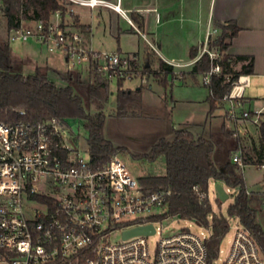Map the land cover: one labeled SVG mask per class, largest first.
<instances>
[{
    "label": "built area",
    "instance_id": "built-area-1",
    "mask_svg": "<svg viewBox=\"0 0 264 264\" xmlns=\"http://www.w3.org/2000/svg\"><path fill=\"white\" fill-rule=\"evenodd\" d=\"M60 1L65 6L64 15L56 10L48 23L32 20L33 25L23 20L20 28L10 32V41L33 38L49 51L60 50L70 69L94 59L99 70L116 80L138 76L141 70L134 57L123 56L117 50H95L91 37L77 27L88 12L106 7L127 18L160 54L157 44L128 15L133 11L141 13L142 9H125L123 0ZM209 42L207 39L191 62H166L189 66L205 53L212 60L218 59L220 52L210 49ZM220 71L216 63L203 73L204 83L209 85L211 76ZM249 85V75L239 76L224 101L229 104L233 121L251 119L260 125L264 106L241 109ZM72 121L52 117L40 122H8L0 113V264H264L257 241L237 217L234 238L222 262L219 258L208 262L206 240L212 223L208 236L189 229L161 234L152 253L148 237L158 232L157 223L171 217L161 218L170 190L147 189L118 154L103 164H95L89 147H80L81 132ZM232 160L245 167L241 153H235ZM194 188L199 189L198 185ZM226 190L232 192L229 187ZM199 198L203 201L210 196L199 192ZM258 201L264 208V190L259 192ZM148 224L154 225V233L125 237L126 230ZM114 236L119 239L113 240Z\"/></svg>",
    "mask_w": 264,
    "mask_h": 264
},
{
    "label": "trees",
    "instance_id": "trees-1",
    "mask_svg": "<svg viewBox=\"0 0 264 264\" xmlns=\"http://www.w3.org/2000/svg\"><path fill=\"white\" fill-rule=\"evenodd\" d=\"M56 10H61L64 15L65 6L60 0H0V113L8 122L20 119L40 122L52 117L83 120L88 131L91 160L95 164H103L113 155L129 153L126 147L115 145L105 134L107 114L104 109L112 94L111 75L99 70L94 59L90 63L88 79L83 80L77 70L70 69L69 83L66 85L56 84L48 78L46 71L39 68L32 75L14 71L10 32L20 28L23 20H43L48 23ZM3 17L5 29L2 33ZM135 21L139 28L143 26L139 18L135 17ZM77 27L90 37V25L79 24ZM220 28L221 33L209 42L210 49L220 52L219 58L212 60L210 55L205 53L195 62L191 71L192 75L203 74L216 63L221 66V71L211 76L208 85V123L214 112L224 105V96L239 76L254 71L253 56L233 55L228 52L233 38L241 28L234 21L220 25ZM197 55L198 51L192 50L191 57ZM159 61L156 75L164 73L167 78H177L172 65L162 59ZM234 61L248 62L239 70H235L232 67ZM144 70H150V65L145 64ZM124 82L125 78L117 79L115 115L118 117L134 115L133 108L141 106L143 101V86L126 88ZM21 111H25V114ZM221 129L220 132L212 127L207 136L197 135L188 128L177 130L173 138L162 137L149 152L132 154L134 159L150 162L161 157L165 160L166 170L163 174H147L140 177L141 183L149 190H170L165 213L161 218L168 215L178 216L194 220L207 228L212 223L211 234L206 240L209 263L219 258L221 243L230 230V217H237L251 232L264 254V208L259 206V192L248 190L244 168L231 158L234 151L242 149L241 141L234 137L235 132L224 123ZM259 132L261 148L257 162L264 164V119L259 125ZM230 138L233 146L230 145ZM222 148L227 158L221 162L216 161L215 152L221 151ZM243 160L245 163V159ZM211 179L223 182L226 187L235 191L227 215L214 212L209 198L203 201L199 198V192L209 193ZM196 185L198 190L194 188Z\"/></svg>",
    "mask_w": 264,
    "mask_h": 264
},
{
    "label": "rangeland",
    "instance_id": "rangeland-1",
    "mask_svg": "<svg viewBox=\"0 0 264 264\" xmlns=\"http://www.w3.org/2000/svg\"><path fill=\"white\" fill-rule=\"evenodd\" d=\"M149 1L150 0H123L122 7L134 10L146 5ZM1 14L3 16L2 12ZM128 15L139 28L138 23L135 21V17L139 18V15L136 12H128ZM145 16L147 18V27L145 29L140 27L139 29L141 32L145 33L152 42L157 44L154 37L148 33L151 28H154L155 13H145ZM80 24H90L92 28L90 37L95 50H118L123 56L135 58L137 65L141 69V73L135 77V81L132 82V85L134 86L137 83H141L140 86H143L144 103L139 107L133 108L135 114L132 116H116L117 80L113 77L111 87L114 94H111L104 109L107 114L105 134L115 142L123 143L128 147L129 153L122 152L119 153L118 156L126 162L131 172L136 177H142L147 174H163L166 170L163 157L150 162L144 159H134L132 154L140 155L149 152L154 143H157L162 137L173 138L174 134H171L172 127L175 126L177 128L180 122L188 120L195 123L204 122L208 111V104L205 103V100L210 94V89L209 86L204 83L203 75L201 73L190 75L187 81L176 80L174 84H172L171 79H168L164 73H161L159 76L156 75L155 71L157 69L156 66L159 64L160 54L149 45L137 29L129 24L127 18L122 17L110 8H96L93 13L88 12L86 16L84 15V20L83 18L80 20ZM27 25H33V22H28ZM4 29L5 18L3 17L2 33ZM214 38L215 37H211L210 41ZM34 40L35 39L31 38L30 40L24 41V43L20 40L11 42L12 47L18 52L20 51L24 58V68H19L18 70L16 69L18 68V64L20 65V62L16 58L13 59L14 71H20L27 75L35 74L37 66L40 67L45 62L47 56H49L52 65L58 69V72L55 69H49V76L58 85H65L66 82L61 75L65 74L70 67L69 64L65 62V56L61 55L63 52L55 50L58 54L49 53L47 51L49 49L46 45H42L40 42ZM165 40L170 42L171 48H175L177 51L179 50L181 52V43L187 40V38L184 36H180L179 38L171 36L170 38H165ZM178 41L180 42L179 45L176 43ZM157 46L159 48V44H157ZM177 55L185 59L188 58L185 54L179 53ZM59 56H61L62 59H59ZM147 63H150V70L145 71L144 66ZM59 71L61 75L58 74ZM176 71L178 75L177 78H186L187 71H185V69L177 68ZM142 77L146 78L145 82L142 80ZM128 83L130 82L128 81ZM150 86H153V88L151 89ZM250 89L251 88L247 89L246 95H248ZM144 115L145 117H141ZM72 125L77 131L81 132L79 145L86 150L88 148V131L84 126L83 120L75 119L72 121ZM230 125L233 126L231 123ZM86 155L85 153V156ZM244 169L248 183L253 182L256 177L261 176L264 170H260L253 166H246ZM216 183L214 179L210 180L209 196L213 211L217 213L222 212L227 215L228 207L234 200L235 191L232 189V192H229V198L226 201H220L215 188ZM229 219L230 230L221 243L219 262H222L226 257L234 238L237 218L230 217ZM156 226L159 229L158 232L148 237L152 253L157 247V241L161 234L170 235L180 230L187 229L201 236H208L210 233L209 228L198 224L196 221L182 219L178 216H171L163 223H157ZM118 239L119 236L113 237V240Z\"/></svg>",
    "mask_w": 264,
    "mask_h": 264
},
{
    "label": "crops",
    "instance_id": "crops-1",
    "mask_svg": "<svg viewBox=\"0 0 264 264\" xmlns=\"http://www.w3.org/2000/svg\"><path fill=\"white\" fill-rule=\"evenodd\" d=\"M136 9H142L141 13L136 11L133 12H136L139 15V19L143 23L142 28L144 29L147 27V18L145 13H155L154 28H151L148 33L151 34L156 43L159 44V59H162L165 62L166 60H169L180 64H185L194 60L196 57H191L192 50H197L199 54L207 39L216 37L221 33L220 25H226L230 21L236 22L241 29L233 38L228 52L233 55H249L254 58L253 73L245 74L250 76V85L246 88L244 98L241 100V109L255 110L264 106V0H150L146 5ZM157 15H159V20H157ZM28 22L33 21L26 20L25 23L27 24ZM171 36L177 38L184 36L187 38V40L181 43V52L179 50L177 51L175 48H171L170 42L165 40V38H170ZM22 42L24 43V41ZM176 43L179 45L180 42L178 41ZM12 50L14 58L20 62V65H18L20 66L19 68L23 69V54H21L20 51L18 52L13 47ZM47 51L49 53L58 54L56 51ZM179 53L187 55L188 58L185 59L184 57H178L179 55L177 54ZM61 55L63 56L64 53ZM58 58L60 59L61 56ZM50 60L49 56H47L45 62L40 67L37 66L36 70L39 68L46 71L48 78L54 81L49 76L48 71L49 69H55L58 72V69L52 65ZM247 62L248 61H234L232 63V67L235 70H239L243 64ZM159 65L160 61L158 66H156V70H158ZM193 66L194 64L189 66H173L175 73L177 72V68L185 69V71H187L185 76L186 78L172 79L171 76H168V79H171L172 84H174L176 80L187 81L190 75H192L191 71ZM137 67L139 68L138 65ZM74 69L81 74V78L83 80L89 78L90 63H83L76 66ZM69 70L70 68L63 75H61L60 71L58 73L65 80L66 84L69 83ZM135 77L129 78V80L126 79L124 86L126 88H139L141 83H137L134 86L132 85V82L135 81ZM128 81L130 83H128ZM150 88L152 89L153 86H150ZM248 88L251 89L248 95H246ZM112 92V94H114V91ZM142 103H144V101ZM205 103L208 104L209 110V103L207 99L205 100ZM141 117H145V115ZM223 123L227 128L233 130L235 132L234 137H238L241 141L242 149L240 148L239 150L234 151L231 158H233L235 153H241L246 163L244 168H246V166H253L263 170L264 167H261V163L257 162V158L260 154L259 150L261 148L259 125L255 124L251 119H239L236 122L233 121L229 117L228 102H225L222 107L214 112L209 123L207 122V115L202 123H195L190 120L183 121L180 122L177 128L175 126L172 127L171 134H175L177 130L188 128L197 135L207 136L211 133L212 127L219 129L221 132V126ZM230 123L233 124V126H231ZM106 137L115 145H122L128 148L123 143L115 142L107 135ZM229 141L230 145L233 146L234 144L232 143V138H230ZM214 156L215 160L220 162L226 160L227 158L224 148H222L221 151H216ZM246 183L249 191L260 192L264 190V170L261 176L256 177L253 182L248 183L246 180Z\"/></svg>",
    "mask_w": 264,
    "mask_h": 264
},
{
    "label": "water",
    "instance_id": "water-1",
    "mask_svg": "<svg viewBox=\"0 0 264 264\" xmlns=\"http://www.w3.org/2000/svg\"><path fill=\"white\" fill-rule=\"evenodd\" d=\"M149 65H150L149 63L146 64V66H149ZM215 188L218 194V199L220 201H226L229 198V193L227 192L226 187L222 182L220 181L217 182L215 185ZM154 231H155V227L153 224L140 225L132 229L126 230L124 235L125 237H129V236L136 235V234L154 233Z\"/></svg>",
    "mask_w": 264,
    "mask_h": 264
}]
</instances>
